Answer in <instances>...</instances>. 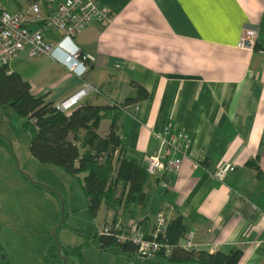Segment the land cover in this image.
Returning a JSON list of instances; mask_svg holds the SVG:
<instances>
[{"label":"crops","instance_id":"crops-1","mask_svg":"<svg viewBox=\"0 0 264 264\" xmlns=\"http://www.w3.org/2000/svg\"><path fill=\"white\" fill-rule=\"evenodd\" d=\"M0 3L19 12L29 0ZM100 4L110 10L111 22L93 21L73 39L89 65L82 78L54 58L25 52L9 67L29 81L33 94L54 104L86 84L96 91H88L79 105L123 103L135 96L133 82L142 85L149 96L126 104L117 123L128 158L144 162L157 149L165 126L187 133L184 152L189 156L180 171L168 174V186L149 175L143 206L115 212L102 204V222H138L149 233L158 212L167 220L181 215L196 250L228 253L239 248L238 264H264V177L257 176V167L264 173V0ZM246 30L253 31L261 48L238 46ZM44 34L60 37L49 29ZM16 62L27 66L12 69ZM109 125V119H101L97 132L104 136ZM193 161L198 167H192ZM223 162L235 169L219 180L214 172Z\"/></svg>","mask_w":264,"mask_h":264},{"label":"trees","instance_id":"trees-1","mask_svg":"<svg viewBox=\"0 0 264 264\" xmlns=\"http://www.w3.org/2000/svg\"><path fill=\"white\" fill-rule=\"evenodd\" d=\"M253 48L261 47L254 44ZM133 86L135 96L123 103H86L66 114L56 109L54 103L46 101L43 95L33 94L29 81L20 73L10 70L7 64L0 65V106L10 107L24 118L23 126L30 136L29 152L32 157L40 163L55 165L72 176L84 174L81 188L93 220L102 204L115 212L128 211L135 203L144 204L143 189L149 174L142 158L127 157L128 149L118 133L117 124L126 104L149 96L142 85L133 82ZM104 118L110 120V125L108 132L102 136L97 128ZM257 176L264 177L258 167ZM188 232L189 225L184 217L177 215L169 219L164 241L175 244V247L168 256L158 253L154 258H149L153 260L150 264H159L160 259L180 264H238L242 254L239 248L228 253L181 248L178 246L179 240L186 238ZM89 238L87 244L94 243L97 238L103 248L115 245L136 254L133 244L119 243L113 237L92 232ZM3 254L0 246V263L9 264L5 254L1 257ZM68 255L78 257L81 264H85L81 246H62L60 243L50 246L46 260L53 264H66Z\"/></svg>","mask_w":264,"mask_h":264},{"label":"rangeland","instance_id":"rangeland-1","mask_svg":"<svg viewBox=\"0 0 264 264\" xmlns=\"http://www.w3.org/2000/svg\"><path fill=\"white\" fill-rule=\"evenodd\" d=\"M23 66L27 63L16 62L11 68ZM23 70L30 72L28 67ZM23 122L24 118L10 107L0 106V246L7 263L53 264L46 260L47 251L52 244L60 243L81 246L85 264H150L153 260L119 246L103 248L97 238L94 243H86L92 232L98 233L103 213L94 220L89 215L81 188L84 174L72 176L32 157L30 136ZM137 207L135 203L130 210ZM66 264L81 262L68 255ZM159 264L175 262L160 259Z\"/></svg>","mask_w":264,"mask_h":264},{"label":"built area","instance_id":"built-area-1","mask_svg":"<svg viewBox=\"0 0 264 264\" xmlns=\"http://www.w3.org/2000/svg\"><path fill=\"white\" fill-rule=\"evenodd\" d=\"M93 21L102 25L111 22L110 10L102 6L100 0H35L30 1L26 9L19 12H9L0 3V65H9L13 59L25 52L30 57L54 58L70 73L82 78L89 65L73 39ZM32 23H36L37 27H32ZM44 29L59 33L60 37L49 39L45 36ZM254 44L253 31L246 30L238 46L253 48ZM88 91H96V88L84 85L74 94L55 103L56 109L69 114ZM158 139L157 149L145 156L144 162L147 173L157 176L162 185L167 187L168 174L180 171L183 158L189 156L184 151L190 140L185 131L169 125L158 133ZM177 153L182 156H176ZM198 165V161H193L192 167ZM234 169L233 163L223 162L214 172V176L223 180ZM167 222L163 211H160L156 215L155 226L149 233H145L138 222L123 225L119 221H110L103 223L97 234L113 237L119 243L133 244L136 254L142 257L154 258L158 253L168 256L175 244L164 241ZM192 236L193 232L189 231L178 246L186 250L195 249L191 242Z\"/></svg>","mask_w":264,"mask_h":264},{"label":"water","instance_id":"water-1","mask_svg":"<svg viewBox=\"0 0 264 264\" xmlns=\"http://www.w3.org/2000/svg\"><path fill=\"white\" fill-rule=\"evenodd\" d=\"M144 257V256H143Z\"/></svg>","mask_w":264,"mask_h":264}]
</instances>
